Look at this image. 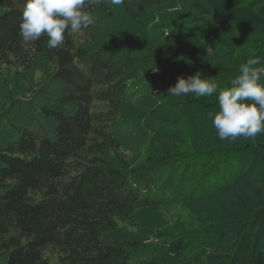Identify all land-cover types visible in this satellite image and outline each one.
<instances>
[{
	"label": "trees",
	"instance_id": "obj_1",
	"mask_svg": "<svg viewBox=\"0 0 264 264\" xmlns=\"http://www.w3.org/2000/svg\"><path fill=\"white\" fill-rule=\"evenodd\" d=\"M184 1L125 0L131 24L99 44L118 6L92 0L94 24L49 49L46 35H19L25 0H1L0 80L33 73L70 88L57 97L66 109L38 108L49 132L12 124L0 147V264H264V201L242 222L189 209L231 188L234 163L264 160V134L220 140L208 116L218 93L168 95L197 71L222 91L247 58H264V0ZM218 45L228 57L202 59ZM145 97L177 115L171 150L151 145L159 130L148 125L147 146L129 148L124 111ZM150 212L162 225L144 220Z\"/></svg>",
	"mask_w": 264,
	"mask_h": 264
},
{
	"label": "rangeland",
	"instance_id": "obj_2",
	"mask_svg": "<svg viewBox=\"0 0 264 264\" xmlns=\"http://www.w3.org/2000/svg\"><path fill=\"white\" fill-rule=\"evenodd\" d=\"M179 1L186 2L184 0ZM2 8L0 0V11ZM116 20V22L112 20H104L102 22L98 39L99 44L102 42L100 38L104 39L106 37L107 41L109 40L108 38L113 36L105 32V29L120 27L119 25L122 22L131 24V20L121 6L116 9ZM132 25L135 27L134 24ZM189 45H191L189 41L181 42L179 49H188ZM218 46L219 48L214 50L211 56L206 53L202 59L214 61L228 57L229 50L220 45ZM33 76V73H29L28 76L20 75V77L14 78L9 76L8 79L0 80V147L4 146L9 138L14 137L12 130H10L12 124H24L33 128L41 127L44 133L49 132L50 124L48 122L45 123L38 114V108L41 104L51 105L52 109H56L59 105L66 109L65 106L57 101V97L60 96L59 94H63V91L69 90L70 87L48 79H44L40 83H33ZM124 114L125 127L129 132V134L125 135H127L126 139L130 141L129 144L131 145L129 148L139 150V148L143 149L147 146L149 132H147V129L145 130V125H148L159 130V138L151 145L158 147L160 151L172 149V142L176 132L171 128V123L174 122L177 115L164 110L155 112L154 101L148 97L141 98L134 104L129 105L125 109ZM1 122L5 123L1 124ZM182 137L183 135L181 134L177 139L182 141ZM147 149L150 150L151 148L147 147ZM231 170H233L231 188L209 193L197 202H190L189 209L193 213L205 215L204 217L207 220L218 221V216L225 215L232 218L237 217L235 219L239 221L250 212L251 207L264 201L263 195L258 192L259 187H264L263 159L257 161L256 159L245 158L237 164L234 163ZM144 217L145 221H154L159 226L162 225V222L158 221L154 213H147ZM240 221L242 222L243 219Z\"/></svg>",
	"mask_w": 264,
	"mask_h": 264
},
{
	"label": "clouds",
	"instance_id": "obj_3",
	"mask_svg": "<svg viewBox=\"0 0 264 264\" xmlns=\"http://www.w3.org/2000/svg\"><path fill=\"white\" fill-rule=\"evenodd\" d=\"M92 0H25L19 35L25 42H35L42 35L48 37L47 47L63 45L66 32L78 33L94 24V17L86 6ZM102 0H95L101 3ZM125 0H110L112 6H121ZM213 54L209 47L207 55ZM220 83L202 72L178 78L168 89L172 97L212 96L218 93L219 110L208 113L220 140L234 141L238 137L255 139L264 134V58L250 56L239 65L229 86L218 92Z\"/></svg>",
	"mask_w": 264,
	"mask_h": 264
}]
</instances>
